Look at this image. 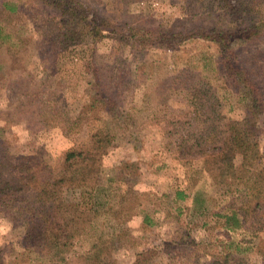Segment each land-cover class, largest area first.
Returning <instances> with one entry per match:
<instances>
[{"label":"rangeland","instance_id":"1","mask_svg":"<svg viewBox=\"0 0 264 264\" xmlns=\"http://www.w3.org/2000/svg\"><path fill=\"white\" fill-rule=\"evenodd\" d=\"M78 2L89 16L107 18L123 30L172 24L175 31H187L208 24L212 16L217 19L206 16L210 8L202 10L199 0ZM239 13L235 11L231 18L220 13V18L237 24ZM65 22L57 10L37 0H0V139L7 140L13 162L27 160L41 176L45 171L55 176L64 152L88 148L99 130L110 134L99 155L101 167L130 161L138 165L135 176L115 169L98 175L111 192L121 191L114 193L116 197L111 193L112 198L97 209L88 226H76L78 234L63 253L66 262L89 264L99 258L114 264H264V205L256 206L254 197L239 193L244 184L239 172L212 180L191 170L187 159H180L175 147L166 144L205 131L199 121L183 124L186 115L193 114L187 102L190 93H199L200 110L195 115L203 122L208 123L209 114L213 116L208 99L213 91L219 116L239 119L244 115L245 100L238 84L214 70V44L190 40L172 49L148 44L121 48L103 39L58 50L43 32L56 36ZM236 45L232 49L241 63L252 65L263 59L259 65H264V35ZM256 67H251L252 73L260 81ZM95 79L98 86L90 89ZM92 89L114 97L116 104L110 107L108 102L97 101L90 105L100 95L89 99L95 94ZM71 122L73 127L63 134L62 126ZM258 162L251 173L244 172L242 180L247 177V183L255 184L261 169L264 181V157ZM127 186L141 196L127 195ZM175 189L187 197L174 200ZM193 190L205 198L202 212L191 203ZM121 194L125 197L120 201ZM227 205L240 214V227L235 230L222 227L219 216L228 210ZM143 214L150 225L141 223ZM9 221V215L0 212V227L7 233L3 245L18 239L19 230L11 228ZM226 241L237 244L241 252L228 248ZM6 251L8 264H59L36 254H30L28 261L17 260L13 250Z\"/></svg>","mask_w":264,"mask_h":264},{"label":"trees","instance_id":"2","mask_svg":"<svg viewBox=\"0 0 264 264\" xmlns=\"http://www.w3.org/2000/svg\"><path fill=\"white\" fill-rule=\"evenodd\" d=\"M37 1L54 8L66 19L56 36L50 31L43 32L44 37L48 38V35L51 37L53 47L58 50L74 46L81 41L96 43L103 39L115 41L121 48L148 44L149 47L158 45L172 49L173 45H185L190 40L214 44L217 52L214 70L219 69L238 84V93L245 100L244 115L239 119H225L219 116L215 109L218 107V101L213 96L215 92L213 91L208 97L213 104L209 107L213 116L209 114L206 119L208 123L203 122L200 116L195 115L200 110V104L197 102L200 99L199 93H190L187 102L193 108V114L186 115L184 119L186 121L180 122L193 124L199 121L204 123L205 131L194 136L183 135L169 142L171 144H166L175 147L180 159H187L185 161L189 163L191 170L195 173H204L212 180L224 179L228 175L235 176V173L239 172L241 183H244L239 193L254 197L256 206L264 205V181L261 178L263 176L261 169L257 172L259 181L255 184L247 183L250 181V179L245 181L247 177L242 180L244 172L251 173L258 166L259 159L264 157V149H262L264 146L261 144L264 140V72L257 68H264V65H259L263 63V59L252 61V65L241 63L232 49L237 46V42L244 41L246 45L264 35V0H214L206 4L199 0L201 2L199 7L202 10L210 8L206 16L210 18L214 15L217 19L212 16L208 24L197 25L187 31H175L172 29V24L166 25L165 28L159 25L156 28L129 27L123 30L107 18L89 16L86 8L78 0ZM212 6L222 12L215 11ZM235 11H240L238 14L240 21L237 24H230L233 19L225 22L223 17L220 18V13L231 18ZM254 66H257L256 69L260 73L257 76L261 77L260 81H257L252 73L251 67ZM95 81L90 89L98 86L96 79ZM92 90L95 94H91L89 99L100 94ZM95 100L91 101L90 105L97 101L108 102L110 107L116 104L115 98L105 93H101ZM111 110L112 108L107 107V111ZM63 127V134H66L73 127V122L66 128ZM109 136L107 130H99L98 135L90 140L88 148L66 150L55 176L48 174L49 171H45L43 176L39 175L37 168L34 169L32 165L27 164V160L13 162L7 140L0 139V168H2L0 169V212L9 215L11 228L19 230L15 234L18 239L0 246V264L9 263L7 249L13 250L12 256L17 260L27 258L28 261L30 254H36L47 261L57 260L59 264H69L63 253L66 246L68 247L78 234L76 226L78 224L88 226L95 217L97 209L106 204L108 199L112 198V194L116 197L121 191L111 192L106 183L102 184L98 181V175L114 169L122 175L123 172L132 176L137 174L136 161L120 162L110 168L101 167L99 155L107 147ZM236 157L239 158L238 163H235ZM124 192L128 195L133 191L127 186ZM133 193L134 197L141 196L140 192ZM172 195L174 200L187 197L181 189H175ZM119 197L121 201L125 195L121 194ZM191 203L199 212L206 207L205 198L198 190H193L191 193ZM226 208L228 210L220 213L219 216L222 219V227L227 231L235 230L240 227V214L236 208H230L228 205ZM140 219L142 224L152 223L146 214ZM226 243L228 248L232 247L237 252H241L237 244L232 241ZM89 264L114 263L112 260L104 261L96 258Z\"/></svg>","mask_w":264,"mask_h":264},{"label":"clouds","instance_id":"3","mask_svg":"<svg viewBox=\"0 0 264 264\" xmlns=\"http://www.w3.org/2000/svg\"><path fill=\"white\" fill-rule=\"evenodd\" d=\"M7 235V233L4 231L2 227H0V246H2L6 241L4 237Z\"/></svg>","mask_w":264,"mask_h":264}]
</instances>
